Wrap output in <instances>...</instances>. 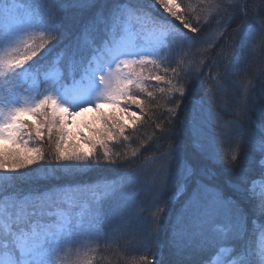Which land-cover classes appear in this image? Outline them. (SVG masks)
Wrapping results in <instances>:
<instances>
[{
	"label": "snow or ice",
	"instance_id": "6c2138e0",
	"mask_svg": "<svg viewBox=\"0 0 264 264\" xmlns=\"http://www.w3.org/2000/svg\"><path fill=\"white\" fill-rule=\"evenodd\" d=\"M258 15L249 0H0V264H66L77 246L73 264H93L118 232L146 249L125 264H164L165 233L170 264H264Z\"/></svg>",
	"mask_w": 264,
	"mask_h": 264
},
{
	"label": "trees",
	"instance_id": "16d2710c",
	"mask_svg": "<svg viewBox=\"0 0 264 264\" xmlns=\"http://www.w3.org/2000/svg\"><path fill=\"white\" fill-rule=\"evenodd\" d=\"M183 2L187 4L189 0H183ZM191 2L195 4L197 0H191ZM249 8L252 11L264 13V0H249ZM260 18H264V17H261L259 15L256 16V19H260ZM249 19H252L251 14H250ZM239 22H240L239 19L236 20L232 24L231 29H229V31L231 32L232 30H234L237 24H239ZM189 35H191V33H189ZM262 61H264V54H261L259 52H257L255 55L250 57L248 60L249 74L255 75L257 77V87H256L257 94H259L260 88H261V85L259 83V72L261 71L262 68H264V63H262ZM234 99L235 98L233 96L232 91H229V93H227L221 98V101H220L221 108L218 110L220 111L224 120H231L234 118L232 115L228 114L229 110L232 109L234 106ZM145 131H151V129L146 128ZM178 139L183 140L184 139L183 135L180 134L178 136ZM151 152L152 150L148 149L147 151L144 152V156L151 154ZM142 159H143V156L141 157V160ZM139 162L140 161H137V164H139ZM132 167H135V165H133ZM127 170L129 169L112 166L110 169V172L105 173V174L115 175L118 172H123ZM98 175L99 173L97 172H89L86 175L79 177V179L84 180V181H94ZM219 178L221 181H223L224 179L223 176H220ZM51 183H54V181L41 179L38 182L37 186L44 188V187H47ZM141 202H143V199ZM145 215H147V213H145ZM144 234L146 233H141V235H144ZM106 239H108L107 243L105 240H100V241H97L95 245L94 244L91 245L93 247L98 248V252L94 254L96 258L94 259L93 264H125V260L130 258L133 251H136L137 254H143L146 251V249L143 246L137 247L136 243L133 241L132 236L127 233H119V232L109 233V238H106ZM167 239H168L167 233L163 234L161 237V243L163 246L161 249V259L164 261V264H170V261L174 259L168 251Z\"/></svg>",
	"mask_w": 264,
	"mask_h": 264
},
{
	"label": "rangeland",
	"instance_id": "374dc122",
	"mask_svg": "<svg viewBox=\"0 0 264 264\" xmlns=\"http://www.w3.org/2000/svg\"><path fill=\"white\" fill-rule=\"evenodd\" d=\"M161 11H162V10H161ZM104 111H109L107 105L104 106ZM93 115H94V114L91 113V112L83 113V114H81V115L75 117V120H76V122H77L78 124H80V123H82V122H84V121L91 120L92 117H93ZM96 242H97V241H96ZM96 242H94L93 244L95 245ZM93 244H92V245H93ZM77 250H79V251H81V252L84 251V249L79 248V246H77L76 248H73V249H72V253H70V254L68 255V257H67L66 264H73V261L76 259V253H77ZM90 255H91V253H90Z\"/></svg>",
	"mask_w": 264,
	"mask_h": 264
}]
</instances>
